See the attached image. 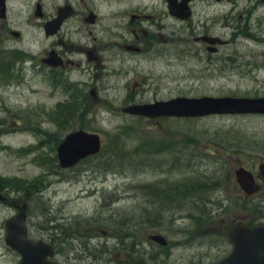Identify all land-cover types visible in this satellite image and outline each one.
<instances>
[{"label":"rangeland","instance_id":"374dc122","mask_svg":"<svg viewBox=\"0 0 264 264\" xmlns=\"http://www.w3.org/2000/svg\"><path fill=\"white\" fill-rule=\"evenodd\" d=\"M32 1L12 0L11 3L24 25V41L32 42V51L39 52V45L47 46L49 40L43 37L41 31L35 30L34 26L25 28ZM255 2L256 0H228L201 4L197 7V13L202 12L206 19L200 24L206 22L208 26H212L214 33L230 40L236 30L232 31V28L225 26L235 23L236 15L241 9L254 5ZM209 11L210 14H205ZM226 12L232 16L230 24L222 18ZM216 15H219L220 20L215 18ZM35 26L38 27V24ZM238 36L235 41L230 40L224 45L217 54L211 55L214 62H219L210 69L203 63L206 52L198 42L190 44L189 61L184 60L175 66L167 65V58L152 55L151 52L126 55L127 66L117 71L118 84L113 75L106 74V69H112L108 61L98 63L99 71L103 73L100 76L106 75L107 78L101 84L97 83V98L88 95L86 109L90 114L81 118L73 117L61 126L49 119L56 115L51 113L48 117V113L57 107L59 100L67 98L66 95L57 91L49 93L50 87L44 85L39 76H33L32 71L26 73L24 83L19 78V84L0 86V175L16 186L20 182L26 183L44 175L40 185L42 193L37 194L34 202L29 204L30 236L46 239L51 235L47 229L50 224L45 219V216L51 215L66 226L67 232L74 227L81 228L86 234L96 231L98 227L106 229L105 235L93 238L88 245L101 241L105 242L104 248L108 249L114 243L110 224H114L115 220L135 229L131 238L139 243L136 248L145 253L129 257L146 264H212L222 258L227 244L220 232L224 233L226 226L235 220L246 222L260 215L251 209L252 198H245L237 185L234 175L237 167L257 170L258 192L253 201L264 206V167L258 169L264 162V152L254 149L255 142L264 138V116L212 115L201 118L149 119L127 115L121 108L132 102L151 101L155 97L167 99L178 95L264 96V40ZM36 37L35 43L32 40ZM102 57L107 59L105 54ZM81 125L97 131L107 148L98 157L82 161L73 168L45 174V170L36 164L35 156H52L55 138L59 136L58 140L67 130ZM115 133L120 136H115ZM145 140L169 145L170 149L175 147V152L172 157L159 153L140 163L105 166L110 160L112 144L123 141L127 148H132ZM31 145H35L33 150L28 149ZM19 148L24 149L19 152ZM29 151L33 152L28 153ZM175 155L178 161L172 163ZM177 162L182 165L179 168L180 175L174 171L162 170L174 168L173 165ZM188 173L221 180L220 188L208 193L209 202L205 205L206 210L217 212L214 221L205 225H193L184 216L186 211L172 212L168 214L174 218L172 225H165L157 230L146 229L147 219L153 218L155 213L151 212L153 217H147L144 207L148 208L153 204L144 198L142 186L165 176L174 180ZM260 195L263 197L259 198ZM210 199L214 201L210 203ZM218 202H222V209L217 207ZM111 208H115L118 215L109 217ZM12 214L11 209L0 206V264L17 262V256L3 241V223ZM88 217H98L99 220L94 225ZM93 225L94 228H91ZM135 226L140 227L134 228ZM197 232L202 235L195 237ZM74 233L61 235L66 240L60 242L63 244L61 248L58 247L60 261L67 256L66 241L77 239L72 237ZM151 233L164 235L170 243L169 247L161 249L150 242L147 236ZM92 250L96 254L99 252V249ZM160 251L162 254L157 259L146 258V252L158 254ZM77 254L79 253L76 251L68 256ZM119 256L124 257L125 254ZM75 264L81 262L76 261Z\"/></svg>","mask_w":264,"mask_h":264},{"label":"flooded vegetation","instance_id":"af4514ba","mask_svg":"<svg viewBox=\"0 0 264 264\" xmlns=\"http://www.w3.org/2000/svg\"><path fill=\"white\" fill-rule=\"evenodd\" d=\"M68 1L72 3L73 16L66 19L64 25L70 21H77L80 28L89 33V36L86 35V38L89 39L86 40L85 38L86 41L77 46L81 54L95 60L99 59L98 54L103 51L111 56L112 61L121 64L123 62L120 56L121 53H140L148 47H153L159 51H162L163 48H165V51L166 49L170 50L171 47H178L186 43L185 37L193 34L196 29L190 24L195 13L193 0L189 2L191 16L188 20H179L177 17L172 16L168 10L167 0H139L137 3L125 2L118 4L115 9H110L106 13L110 20L109 27L98 22L102 17L96 11L98 10L99 0H63L62 2L68 4ZM260 1L264 3V0ZM253 13L255 18L260 15L264 17L263 11L255 10ZM90 14H93L95 18L93 23L88 24ZM52 16L53 14H50L47 18ZM169 20L173 22L171 26L166 24ZM258 20L260 19H254L257 29H259ZM261 21L263 22L261 36L264 38V19ZM179 23H182V29L178 27ZM1 26L4 27L3 24ZM91 26H94V30L98 26L96 33H92ZM179 29L183 32H179ZM200 29L205 30L204 27H200ZM6 30V28H1L3 32ZM81 34L85 35L84 32ZM63 35H66V33L59 34L60 37ZM58 42L64 44L62 39H59ZM161 44H165L166 47L159 48L158 46ZM57 54L64 60L59 70L64 74L68 73V66L69 64L73 65L74 61L70 59L67 51L62 48L57 50ZM76 65L78 66L79 63H76Z\"/></svg>","mask_w":264,"mask_h":264},{"label":"water","instance_id":"95a60500","mask_svg":"<svg viewBox=\"0 0 264 264\" xmlns=\"http://www.w3.org/2000/svg\"><path fill=\"white\" fill-rule=\"evenodd\" d=\"M126 111L147 115H177L196 116L210 113H235V112H264V99L247 98H176L166 102L131 106ZM99 149L97 135L83 131L71 133L58 148L59 159L62 166H68L81 157ZM238 181L244 190L251 191V174L240 168L236 171ZM23 216H19L8 225V241L11 245L22 251L21 264H48L43 261L46 251H42L40 258L35 260L30 251L38 245L24 239L22 225ZM228 237L233 243L232 253L218 264H264V227L248 228L241 223H236L228 228ZM153 239L164 242L162 237L153 236Z\"/></svg>","mask_w":264,"mask_h":264},{"label":"trees","instance_id":"16d2710c","mask_svg":"<svg viewBox=\"0 0 264 264\" xmlns=\"http://www.w3.org/2000/svg\"><path fill=\"white\" fill-rule=\"evenodd\" d=\"M122 151V150H120ZM159 151V148L156 149V152ZM123 152V151H122ZM219 183L218 180L211 179L210 176L203 175H192L190 177H185L176 182L172 186H165L158 189V193L160 194L159 200L153 207L157 209L156 215L153 217L152 214L149 213L148 210L147 217L150 216L152 221H154L153 225H162L166 220V211L171 209H189V216H193L195 220H205L210 214L206 211V204L209 202L208 193L210 190L214 189L215 184ZM165 197H169L171 200V205L167 206L166 203H169L168 200H164ZM211 200V199H210ZM192 211L197 212L196 215L192 213ZM146 217V218H147ZM145 218V217H144Z\"/></svg>","mask_w":264,"mask_h":264},{"label":"bare ground","instance_id":"6f19581e","mask_svg":"<svg viewBox=\"0 0 264 264\" xmlns=\"http://www.w3.org/2000/svg\"><path fill=\"white\" fill-rule=\"evenodd\" d=\"M166 24L168 25H172L173 22L172 20H169L166 22ZM165 186H172V182L171 180L168 178V177H163L156 185H154L153 187H150V188H147L146 191L143 192V196L145 199H147V202H152V204L154 203V205L157 203V200H159V198L161 197L160 194L158 193V189L159 188H162V187H165ZM165 201L168 200L169 203H166L167 206L171 205V200L169 197H165L164 199ZM144 209H149L151 210L150 213L153 211L155 212L157 209H155V207L153 206H149L148 208L147 207H144ZM116 209L115 208H111L110 213L108 214L109 217H112V216H115V215H118L115 211ZM108 211V212H109ZM148 214V213H147ZM127 227H130L127 225Z\"/></svg>","mask_w":264,"mask_h":264}]
</instances>
